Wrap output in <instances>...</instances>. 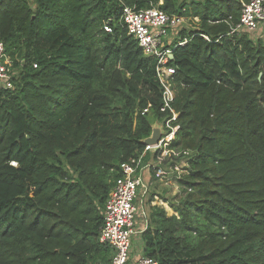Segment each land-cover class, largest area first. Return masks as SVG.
<instances>
[{
	"label": "trees",
	"instance_id": "obj_1",
	"mask_svg": "<svg viewBox=\"0 0 264 264\" xmlns=\"http://www.w3.org/2000/svg\"><path fill=\"white\" fill-rule=\"evenodd\" d=\"M246 1L0 0L16 73L0 90V264H108L98 236L109 192L169 115L155 60L120 15L156 5L198 23L168 61L179 126L169 149L193 157L173 214L149 208L142 256L264 264V37L229 35Z\"/></svg>",
	"mask_w": 264,
	"mask_h": 264
},
{
	"label": "built area",
	"instance_id": "obj_2",
	"mask_svg": "<svg viewBox=\"0 0 264 264\" xmlns=\"http://www.w3.org/2000/svg\"><path fill=\"white\" fill-rule=\"evenodd\" d=\"M120 21L127 35L136 40L143 55L155 60V75L162 87L160 112H168L169 115L162 120V123H158L162 129L158 141L153 145L145 144L139 156L121 164L122 176L114 181L109 192L103 210V224L98 236L99 242L112 250L108 264H129L132 260L131 239L141 234L147 227L143 199L148 194L149 184L144 181V173H150L156 180L165 179L167 170L158 165L157 161L175 157L174 160L179 161H172L173 166L170 170L174 172V179L178 180L181 175L187 173L185 168L193 157V153L189 150L176 152L169 149L179 126L176 124L178 114L171 106L175 95L171 82L174 69L168 65V61L172 57V48L183 46L187 42L186 39L180 40L178 36L186 17L168 14L158 5L141 10L124 6ZM104 29L110 32L108 26ZM229 35L264 37V0H247L240 9L238 23L231 29ZM33 67L36 68V64ZM15 74L0 39V90L13 88ZM147 112L148 109H144L142 114ZM147 154L150 155L148 160H145ZM138 217L142 218L140 230L137 228ZM134 262V264H158L156 260L142 255Z\"/></svg>",
	"mask_w": 264,
	"mask_h": 264
},
{
	"label": "rangeland",
	"instance_id": "obj_3",
	"mask_svg": "<svg viewBox=\"0 0 264 264\" xmlns=\"http://www.w3.org/2000/svg\"><path fill=\"white\" fill-rule=\"evenodd\" d=\"M180 1L183 2V3L189 4L190 2L195 1V0H180ZM197 24L198 23H197V19L196 18H193V17L186 18V21H185V24L183 25V29L182 30H187V29L191 30L193 28H197L198 27ZM158 123H162V121H155V123L152 124V125L154 126V125H156ZM158 125L160 126V124H158ZM174 158L175 157H173V158H165V159H162L160 161H157L158 165H160L161 167L165 168L167 170L168 174L165 177V179L163 178L162 180H157V182H156L157 185H155L156 186L155 190H157L159 192V194H156L155 191H151V192L154 193L155 198H157V199H155L154 196H152V200L153 201L156 200V201L161 202L162 198L164 196L165 197L164 200H169V203H170V201H172L171 203H173V202H177L180 199V197H181V194L179 192V187H178V184H177V180L174 179V176H175L174 172L172 170H170V167L173 166V162H176V160H177V159L174 160ZM152 174H153V172H152ZM160 184H162V185H160ZM163 185H166V187H163L164 189L162 191H159L158 190L159 187H161ZM146 200L148 202L149 196H147ZM145 205H146V203H145ZM145 205H144V209L146 210V206ZM160 206H161V204H160ZM140 245H141L140 242H139V245H138L137 237H132L130 250H131V256L133 258H132V260L130 261L129 264H134L135 263L134 261L136 260V258H139L142 255L141 254V246Z\"/></svg>",
	"mask_w": 264,
	"mask_h": 264
},
{
	"label": "crops",
	"instance_id": "obj_4",
	"mask_svg": "<svg viewBox=\"0 0 264 264\" xmlns=\"http://www.w3.org/2000/svg\"><path fill=\"white\" fill-rule=\"evenodd\" d=\"M151 176V177H150ZM156 179L154 178V177H152V175H150V173L148 174L147 172H145L144 173V181L145 182H147L148 184H149V187H148V194H147V196H149V200H148V202H147V200H146V198H147V196H146V198H144L143 199V203H144V205H145V203H146V210L144 209V212L146 213V217L148 216V211H149V208L151 207V206H158V207H163L165 210H166V212H167V214L168 215H171V214H173V211H172V209H171V205L169 204V202H167V201H165L163 198H162V201L161 202H159V201H156V200H152V199H150V197L151 196H154V193L153 192H151V191H155V193L156 194H159V192L157 191V190H155V185H157L156 184V182H157V180L155 181ZM160 185H162V184H160ZM163 187H166V185H163V186H161V187H159V191H162L164 188ZM150 191V192H149ZM155 194V195H156ZM154 198H155V196H154ZM155 199H157V198H155ZM146 201V202H145ZM160 204H161V206H160ZM144 208V207H143ZM148 208V209H147ZM169 211H168V210ZM141 222H142V218L140 219L139 217L137 218V228H138V230H140V226H141ZM142 234V233H141ZM141 234H137L135 237H137V240H138V245H139V242L141 243V254H142V241H141ZM133 258V257H132Z\"/></svg>",
	"mask_w": 264,
	"mask_h": 264
},
{
	"label": "water",
	"instance_id": "obj_5",
	"mask_svg": "<svg viewBox=\"0 0 264 264\" xmlns=\"http://www.w3.org/2000/svg\"><path fill=\"white\" fill-rule=\"evenodd\" d=\"M161 131H162L161 126H159L158 124L152 126L151 135H150V137H148L147 139L144 140V143L150 144V145L155 144L160 137Z\"/></svg>",
	"mask_w": 264,
	"mask_h": 264
}]
</instances>
